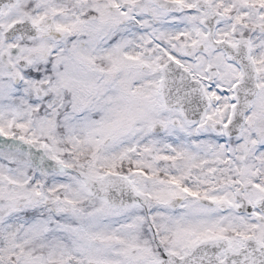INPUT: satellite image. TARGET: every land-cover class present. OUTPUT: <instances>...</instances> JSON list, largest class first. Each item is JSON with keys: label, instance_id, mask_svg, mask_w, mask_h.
Returning <instances> with one entry per match:
<instances>
[{"label": "snow or ice", "instance_id": "1", "mask_svg": "<svg viewBox=\"0 0 264 264\" xmlns=\"http://www.w3.org/2000/svg\"><path fill=\"white\" fill-rule=\"evenodd\" d=\"M0 264H264V0H0Z\"/></svg>", "mask_w": 264, "mask_h": 264}]
</instances>
